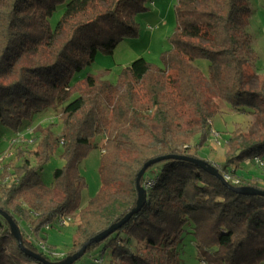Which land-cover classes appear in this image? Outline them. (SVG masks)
I'll use <instances>...</instances> for the list:
<instances>
[{"label": "trees", "instance_id": "1", "mask_svg": "<svg viewBox=\"0 0 264 264\" xmlns=\"http://www.w3.org/2000/svg\"><path fill=\"white\" fill-rule=\"evenodd\" d=\"M147 1L0 0V129L20 134L34 114L59 108L60 137L53 124L36 125L28 151L34 164L23 158L0 172V209L18 225L24 247L48 261L63 260L136 205L135 179L146 161L169 154L199 158L211 130L209 89L264 122V79L248 86L247 0H177L161 65L140 56L121 67L116 85L90 73L76 77L97 53L111 55L121 41L138 36L135 17ZM61 4L62 14L51 22ZM258 130L251 136L231 131L217 167L221 175L237 176L243 161L264 159V129ZM96 134L104 135L100 186L81 207L85 181L77 163ZM57 145L64 164L47 185L38 169ZM238 179L228 186L183 159L150 165L140 178L141 209L91 243L79 258L88 262L78 264H179L176 245L185 231L206 264H264V196L235 190L260 188ZM67 214L76 221L71 247L60 257L40 251L36 241L45 239V226ZM0 264H45L20 249L1 214Z\"/></svg>", "mask_w": 264, "mask_h": 264}, {"label": "rangeland", "instance_id": "2", "mask_svg": "<svg viewBox=\"0 0 264 264\" xmlns=\"http://www.w3.org/2000/svg\"><path fill=\"white\" fill-rule=\"evenodd\" d=\"M69 0H65L68 2ZM159 0H153L156 3ZM177 1V0H176ZM168 0H160L159 9L161 18L165 25L157 29L155 18L158 19L157 13L159 9L157 4L154 5L151 0L145 3L147 10L138 14L135 17V22L138 25V36L134 38H127L121 41L113 50L111 55H104L97 53L95 61L83 71L78 73L76 77H81L86 73L99 75L101 78H106L116 85L117 75L127 62H131L136 57L142 56L147 61L161 65L159 55L160 52L168 47L166 36L172 32L175 26L174 4ZM171 5L170 7H167ZM248 6L252 12L249 17L247 31L251 35V45L247 49V56H250L252 66H247L249 71L248 86L255 88L261 79H264V0H247ZM162 6V7H161ZM64 4L57 7L51 22L56 21L62 14ZM147 26H152L158 32L152 40H150V30ZM169 29L168 34L163 29ZM208 108L212 113L210 118L211 130L209 132L207 145H205L199 152V158L204 159L214 167H220L225 159V153L228 149L227 140L231 136V131L238 129L243 135L251 136L258 133L261 127L264 129V122L252 113L238 112L232 109L224 101H221L212 90H208ZM53 124V131L60 137V117L59 108H50L33 115L32 120L25 125L20 134L11 133L6 129H0V172L4 168L9 169L13 165L22 163L23 158H29L31 163L32 157L28 151L32 148L31 140L35 134L34 129L36 125L45 126ZM218 134V135H214ZM15 137L14 139H12ZM104 140L103 134L93 135L90 145L85 148V153L77 163V171L84 178L85 185L79 190L80 206H84L90 197H92L100 186L99 181V162L100 155L104 152L102 148ZM63 140L61 139V142ZM21 149V151H20ZM61 146L57 145L49 158L38 169V174L41 179L47 184L53 183L52 172L55 168L61 167L64 164L63 159L60 158ZM262 159V158H261ZM264 161V159H262ZM236 175L240 179H246L250 182L257 183V186L264 188V162L263 164L255 163L253 158L247 159L240 164ZM6 177V176H4ZM0 177V183H1ZM3 179V183H4ZM6 183V182H5ZM76 225L75 219L63 227L55 224L51 228L46 229L45 239L42 242L51 248L52 252L57 254L53 257H60L71 247L72 234ZM203 232L208 233V229H203ZM30 239H32L29 236ZM38 241H36V244ZM177 250L180 251L179 264H206L200 260L198 256V247L193 239V234L183 232L181 241L176 245ZM79 262H88V260L81 258Z\"/></svg>", "mask_w": 264, "mask_h": 264}, {"label": "water", "instance_id": "3", "mask_svg": "<svg viewBox=\"0 0 264 264\" xmlns=\"http://www.w3.org/2000/svg\"><path fill=\"white\" fill-rule=\"evenodd\" d=\"M165 159H183V160H189L197 165L201 166L203 169H205L207 172L210 174L216 176L219 178L224 184L230 186L227 181L223 178V176L218 172L217 168L214 167V165L209 164L207 161L201 158H193L189 156H179L175 154H169V155H162L159 157H155L152 159H149L146 161L141 169L138 171L136 179H135V186H136V191H137V199H136V205L118 222L112 223L109 225L107 228L104 230L100 231L97 233L95 236L90 238L88 241H86L77 251L74 253L67 255L63 260L57 261V262H51L46 260L42 255L35 253L33 251H30L26 249L23 245L22 242V237L20 233V229L18 225L14 222L12 217L5 211L0 209V214L8 221L10 225V231L13 237L16 239L18 242V246L20 249L27 255L34 257L35 259L42 261L45 264H72L76 260H78L86 251V248L93 242H100L103 239H105L107 236L112 234L114 231H116L119 227H121L124 223H126L134 214H136L141 207L143 206L145 199H146V192L145 188L140 184V178L144 174L145 170L152 164L157 163L159 161L165 160ZM239 192H244L249 195H258V196H264V190L256 187H242V188H237L235 189Z\"/></svg>", "mask_w": 264, "mask_h": 264}, {"label": "built area", "instance_id": "4", "mask_svg": "<svg viewBox=\"0 0 264 264\" xmlns=\"http://www.w3.org/2000/svg\"><path fill=\"white\" fill-rule=\"evenodd\" d=\"M214 135H218V134H214ZM253 160H254L255 163H258V164H263V162H264V161H262L261 158H259L257 156L253 157ZM222 176L225 179V181H227V182H231L233 184H237L239 182V179H238L237 176H234V175H232V174H230L228 172H223ZM6 179L7 178H5V181H6ZM151 184H152L151 181H148L146 183L147 186H149ZM73 219H74L73 216L70 215V214L59 216V217L55 218L52 221L51 224L50 223L47 224L45 226V229L51 228V226L53 224H55V225H57L59 227L66 226V225L70 224L73 221ZM37 246H38V249L40 251H42V252H44L46 254H49V255H55V254H57L55 252H52L51 249L42 242V240L41 241H38Z\"/></svg>", "mask_w": 264, "mask_h": 264}, {"label": "crops", "instance_id": "5", "mask_svg": "<svg viewBox=\"0 0 264 264\" xmlns=\"http://www.w3.org/2000/svg\"><path fill=\"white\" fill-rule=\"evenodd\" d=\"M159 1H160V0H159ZM159 1H157L156 3H153V0H151V2H152L154 5L157 4V8L154 9L155 11H157V10L159 9V6H160V5H159V4H160ZM174 1H176V0H168V2L171 3V5H172V3H174ZM166 3H167V2H166ZM168 4H169V3L166 4L167 7H168V6L170 7L171 5H168ZM161 7H162V6H161ZM160 10H161V9H159V11H158L159 13H157L158 19H156V18L154 19L155 22L157 23V29H158V28H161L163 25H165L164 22L162 21ZM154 29H155V28H153L152 26H147V30H150V32H151V33H148V34H150V40H152V38L154 37L155 34L158 36V32L155 31L156 29H155V30H154ZM163 30L165 31L166 34H168V30H169V29H165V28H164ZM139 57H140V56H139ZM136 58H138V57H136ZM136 58H135V59H136ZM133 60H134V59H133ZM133 60H132V61H133ZM132 61H131V62H132ZM131 62H127V63H125V64L123 65V67H124V66H128Z\"/></svg>", "mask_w": 264, "mask_h": 264}]
</instances>
